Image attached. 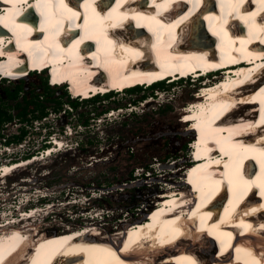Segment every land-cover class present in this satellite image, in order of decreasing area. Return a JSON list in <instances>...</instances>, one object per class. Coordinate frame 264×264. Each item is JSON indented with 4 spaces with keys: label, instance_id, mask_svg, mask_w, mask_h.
<instances>
[{
    "label": "bare ground",
    "instance_id": "bare-ground-1",
    "mask_svg": "<svg viewBox=\"0 0 264 264\" xmlns=\"http://www.w3.org/2000/svg\"><path fill=\"white\" fill-rule=\"evenodd\" d=\"M175 1L0 0V54L7 56L0 64L7 80L21 79L35 66L52 67L50 83L62 87L69 81L75 97L166 75H183L178 84L193 73L198 76L197 71L234 65L223 78L210 76L201 89L195 87L186 106L185 114L196 116L191 120L198 128L189 147L194 162L188 174L195 171L193 182L186 179L190 186L170 189L146 219L119 227L113 237H99L96 229L89 233L92 225L84 226L87 232L79 238L82 232L71 228L34 236L39 227L29 221L38 209L24 210L20 218L0 221V264H262L264 207L255 195L241 200L245 207L238 211V220L232 217L240 202L235 194L222 213L210 207L218 206L226 191L238 189L237 177L264 187L263 171L245 174L252 157L264 151V125L257 126L264 122V0ZM72 33L74 38L67 41ZM246 62L249 67L236 66ZM218 118L222 122L214 123ZM202 126L206 133L199 143ZM52 138L41 156L1 166L0 173H7L0 179L20 166L72 149ZM258 196L264 203V195ZM213 197L218 198L212 202ZM228 224L244 226L246 235L223 227ZM210 234L220 242L218 251ZM238 237L244 240L240 247Z\"/></svg>",
    "mask_w": 264,
    "mask_h": 264
},
{
    "label": "rangeland",
    "instance_id": "rangeland-1",
    "mask_svg": "<svg viewBox=\"0 0 264 264\" xmlns=\"http://www.w3.org/2000/svg\"><path fill=\"white\" fill-rule=\"evenodd\" d=\"M221 74L211 76L221 78ZM43 76L34 73L21 80H0V107L13 116L2 123L0 133L7 137L18 134L21 127L27 130L21 142L8 144V151H4V137H0V167L22 160L23 154L36 155L50 135L72 149L20 166L0 179L1 222L37 208V215L29 221L39 227L34 236L92 225L89 233L96 229L99 237L110 233L113 237L119 227L147 218L154 206L151 198L190 186L186 179L194 181L195 171L182 174L181 167L189 161L190 140L198 131L195 123L188 122L196 116L185 114V110L192 101L191 89L200 82L188 79L153 89L141 87L73 106L64 88L47 90ZM17 85L22 86L17 97L9 98L6 90L13 91ZM25 95L33 102L27 104ZM34 101L46 106L45 117L31 118L39 110ZM23 107L28 121L17 117ZM68 126L70 136L63 133ZM201 128L203 139L199 143L204 142L206 133ZM2 171L0 174L7 173ZM155 190L161 193L150 195Z\"/></svg>",
    "mask_w": 264,
    "mask_h": 264
},
{
    "label": "trees",
    "instance_id": "trees-1",
    "mask_svg": "<svg viewBox=\"0 0 264 264\" xmlns=\"http://www.w3.org/2000/svg\"><path fill=\"white\" fill-rule=\"evenodd\" d=\"M39 75H44V74H41V73H38ZM43 81H42V83H43V85L45 86V88L47 89V90H49L52 86H51V84H50V81H49V83L47 82V78H46V76L44 75L43 76ZM162 85H164L163 83H159V84H156L154 87H156V86H158V87H162ZM59 87V86H58ZM154 87H150V89H153ZM22 88V86L21 85H17L16 87H15V89L13 90V91H8V90H6V94H7V96L9 97V98H16L17 97V95H18V91L20 90ZM138 89H142L141 87H136V88H131V89H129L128 90V92H133V91H137ZM193 90V92H192V94L191 95H193L192 96V99L194 98V89H191V91ZM109 96H111V95H106V96H104L105 98H107V97H109ZM103 97V98H104ZM67 98H69L68 96H67ZM97 98H99V97H97ZM141 98H144V97H141ZM24 99L27 101V104L28 103H30V102H33V100H28L27 99V97H26V95L24 96ZM72 99V98H71ZM94 99H96V98H94ZM94 99H92V100H94ZM25 101V102H26ZM88 101V100H87ZM35 102V109L36 108H38L39 107V110H38V113H36V114H33L32 116H31V118H41V117H44V116H46V113H47V111H46V106L45 105H41V104H39L38 103V101H34ZM68 102L71 104V105H73V106H76L78 103V101H76V100H74V99H72V100H70V99H68ZM41 105V106H40ZM17 106H18V104H17ZM32 112V111H31ZM105 113V112H104ZM18 115L20 116V120H22V121H28L29 120V118L26 116L27 115V110H26V107H23L20 111H19V113H18ZM12 118H13V116H12V114L10 113V112H8L7 110H4V109H0V128H1V125H2V123H4V122H7V121H11L12 120ZM26 132H27V130L26 129H24L23 127H21V129H20V132L18 133V134H14V135H12V136H7V137H4L3 136V133H0V137H4V140H3V142H4V144H9V143H19V142H21V140L24 138V136H25V134H26ZM44 146L46 147L47 145H45L44 144ZM41 148H44V147H41ZM38 151V150H37ZM31 154L32 153H26V154H23V159H26V158H30V156H31ZM32 155H34V154H32ZM156 193H160L159 192V190H155V191H153L150 195H153V194H156ZM152 197V196H151ZM44 198V197H43ZM100 199H103V197L102 198H100ZM150 199V198H149ZM98 200V199H97ZM150 200H152V198L150 199ZM143 205H144V203H143Z\"/></svg>",
    "mask_w": 264,
    "mask_h": 264
},
{
    "label": "clouds",
    "instance_id": "clouds-1",
    "mask_svg": "<svg viewBox=\"0 0 264 264\" xmlns=\"http://www.w3.org/2000/svg\"><path fill=\"white\" fill-rule=\"evenodd\" d=\"M34 74V73H33ZM41 74H44V73H41ZM31 75V74H30ZM45 76H46V78H47V82L49 83V81H48V76L46 75V74H44ZM26 78V76L24 77V78H21V79H25ZM20 79V80H21ZM1 80H5L4 78L2 79L1 78ZM7 80V79H6ZM51 86H54V85H51ZM63 88V87H62ZM65 91H67L66 89H64ZM68 92V91H67ZM110 95V94H109ZM67 96L69 97V98H72V99H74V100H76V101H80V102H82L81 100H79V99H76V97H72V96H70V94H69V92H68V94H67ZM98 97V96H97ZM104 97V96H103ZM94 98H96V97H93V98H90L91 100L92 99H94ZM104 114H107V113H104ZM107 116H109V115H107ZM45 117V116H44ZM38 126H40V124H38ZM68 127H70V126H68ZM71 128V127H70ZM50 131V130H49ZM49 133H53L52 131H50ZM63 133L66 135V136H70V132H67V129H64L63 130ZM53 136H49V139L47 140V141H44V144L45 145H47L46 147H44V148H40L41 150H38V151H36L37 152V154H39V155H37L36 154V156H41V154H43V151H46V148L51 144V142H52V140H53V138H52ZM43 144V145H44ZM54 144V143H53ZM3 146H4V151L5 150H7L8 151V144H3ZM68 148V147H67ZM31 158H33V155H31L30 156ZM26 159H28V158H26ZM25 159V160H26ZM9 175V174H8ZM8 175H6V176H8Z\"/></svg>",
    "mask_w": 264,
    "mask_h": 264
},
{
    "label": "flooded vegetation",
    "instance_id": "flooded-vegetation-1",
    "mask_svg": "<svg viewBox=\"0 0 264 264\" xmlns=\"http://www.w3.org/2000/svg\"><path fill=\"white\" fill-rule=\"evenodd\" d=\"M16 104H19V103H16ZM16 104H15V106H16ZM0 109H1V107H0ZM19 113V112H18ZM18 113H17V117H18V119H20V116L18 115Z\"/></svg>",
    "mask_w": 264,
    "mask_h": 264
},
{
    "label": "built area",
    "instance_id": "built-area-1",
    "mask_svg": "<svg viewBox=\"0 0 264 264\" xmlns=\"http://www.w3.org/2000/svg\"><path fill=\"white\" fill-rule=\"evenodd\" d=\"M67 130H68L67 132H71V128L70 127H68Z\"/></svg>",
    "mask_w": 264,
    "mask_h": 264
}]
</instances>
